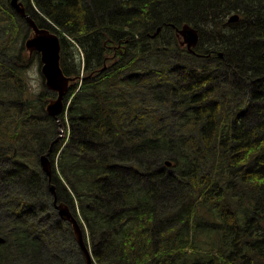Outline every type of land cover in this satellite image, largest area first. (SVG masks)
Wrapping results in <instances>:
<instances>
[{
    "label": "trees",
    "instance_id": "obj_1",
    "mask_svg": "<svg viewBox=\"0 0 264 264\" xmlns=\"http://www.w3.org/2000/svg\"><path fill=\"white\" fill-rule=\"evenodd\" d=\"M23 1L77 81L58 139L56 93L26 81L30 28L0 0V264H85L40 164L51 146L93 264H264V0Z\"/></svg>",
    "mask_w": 264,
    "mask_h": 264
},
{
    "label": "water",
    "instance_id": "obj_2",
    "mask_svg": "<svg viewBox=\"0 0 264 264\" xmlns=\"http://www.w3.org/2000/svg\"><path fill=\"white\" fill-rule=\"evenodd\" d=\"M10 5L19 16L25 19L30 28V34L25 40V54L29 56H32L34 52L40 54L41 72L45 79V85L49 90L54 91L57 94L56 97L48 99L46 111L51 116L58 118V121L61 124L59 116L65 112L67 108L65 97L71 84H75L77 78L66 75L61 66L60 35L49 27L40 26L36 19L27 11L23 0H10ZM238 18V15H233L230 20L235 21L238 20ZM158 31H160V27L158 28ZM176 31L178 35L184 37L182 44L187 43V48L193 51V48L199 41L198 30L185 24L182 28L177 27ZM52 150L53 148L51 146L48 152L40 159L42 169L49 176L50 180L52 179L53 174V165L50 159ZM51 191L55 195V205L60 216L72 226L74 237L84 253L86 263L93 264L92 251L87 245L80 223L76 217L71 214L72 211L67 204H57V193L54 185H51ZM4 242V238L0 236V244Z\"/></svg>",
    "mask_w": 264,
    "mask_h": 264
},
{
    "label": "rangeland",
    "instance_id": "obj_3",
    "mask_svg": "<svg viewBox=\"0 0 264 264\" xmlns=\"http://www.w3.org/2000/svg\"><path fill=\"white\" fill-rule=\"evenodd\" d=\"M14 13L17 14L15 11H14ZM19 17L21 18V16H19ZM19 17H18V20H20ZM18 41L19 42H23L24 41V39L22 38V36L18 39ZM199 42H200V40H199ZM80 59L82 61V53H81ZM40 67H41L40 61L36 58V59H34L31 62V64L28 66V68L25 71L26 81L28 83V87H29V91L30 92L32 91V92H36V93H39V92L41 93V92L44 91V89H47V87L45 86V83H44V77H43V75L41 73ZM227 76H230V75L228 74ZM212 90H213L212 91V94H214L215 93L214 92L215 90L214 89H212ZM61 129H62V131L65 130L63 128H61ZM62 134H64V133H62ZM225 149H228V146L227 145H225ZM51 185H55V184H53L52 181L50 180L49 181V188H50V193L53 196V203H54V208H55L54 209V212L57 213L56 215H58L59 218H60V220H61L62 218H61V216L59 214V211H58V209L56 208V205H55V197H54V193L51 191ZM56 192H57V187H56ZM57 197H58V192H57ZM62 202L63 203H66L70 207L72 213L75 214L74 209L72 208V206H70L67 202H65L63 200H59L58 199V204L59 203H62ZM50 212L52 213V211H50ZM75 215H77V214H75ZM64 221H66V220H64ZM66 222H68V221H66ZM44 230H45V238L47 240L46 244L51 245L52 242H53L52 248H54V252L55 253H58L59 254L61 252H64V247H62V246H66V244L68 243V241H70V237L66 233H64V232H61L59 234V229H56V228L55 229L54 228L51 229L52 231H48L46 229H44ZM58 237L62 239L63 245H60L61 243L58 245V243H59L58 240H61ZM63 239H65V240L63 241ZM76 243H77V241H76ZM77 245H78V247L80 249V252H81V254H82L83 258H84L85 264H87L86 263V260H85V257H84V253H83L80 245L78 243H77ZM51 252H53V251H51ZM48 254H49V252H48ZM30 257L32 258V255ZM44 258L45 259L42 262H44V263L51 262L50 259H47L48 257H45L44 256ZM34 260H36V261H34ZM46 260H48V261H46ZM53 260H54L53 262L55 264L58 262V259L57 258H55ZM31 262H33L34 264H38L39 263L38 259H33V260H31ZM46 264H48V263H46Z\"/></svg>",
    "mask_w": 264,
    "mask_h": 264
},
{
    "label": "bare ground",
    "instance_id": "obj_4",
    "mask_svg": "<svg viewBox=\"0 0 264 264\" xmlns=\"http://www.w3.org/2000/svg\"><path fill=\"white\" fill-rule=\"evenodd\" d=\"M233 15H238V17H239L238 20L231 21L230 19H231V17H232ZM239 19H240V15L237 14V13H235V14H232V15L229 17L228 22H230V23H231V22H237V21H239ZM61 50H62V49H61ZM221 55H222V54H221ZM70 87H71V86H70ZM60 121H61V120H60ZM46 153H47V152H46ZM46 153H45V154H46ZM43 155H44V154H43ZM43 155H42V156H43ZM42 156H41V157H42ZM40 159H41V158H40ZM167 164H168V165H171L172 162L168 160V161H167ZM54 186H55V185H54ZM55 190H56V186H55ZM56 193H57V192H56ZM54 197H55V195H54ZM62 203H63V202H62ZM57 204H58V197H57ZM59 204H60V203H59ZM65 204H66V203H65ZM69 208H70V207H69ZM71 214H72L73 216L76 217V215H75L74 213H71ZM61 218H62V217H61ZM62 219H63V218H62ZM76 219L78 220V222L80 223V226L82 227V225H81L82 222L80 221V219H79L78 217H76ZM63 220H64V219H63ZM82 229H83V227H82ZM83 232H84V231H83ZM2 237H3V236H2ZM84 237H85V236H84ZM3 238H4V237H3ZM4 240H5V238H4ZM85 240H86V239H85ZM5 241H6V240H5ZM86 242H87V241H86ZM87 245H88V243H87ZM88 246H89V245H88ZM89 248H90V247H89Z\"/></svg>",
    "mask_w": 264,
    "mask_h": 264
}]
</instances>
